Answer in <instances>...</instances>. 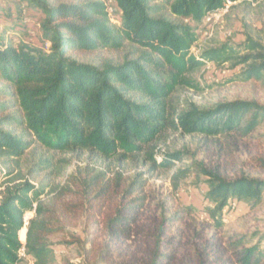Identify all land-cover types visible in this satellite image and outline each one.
Wrapping results in <instances>:
<instances>
[{
	"label": "trees",
	"instance_id": "1",
	"mask_svg": "<svg viewBox=\"0 0 264 264\" xmlns=\"http://www.w3.org/2000/svg\"><path fill=\"white\" fill-rule=\"evenodd\" d=\"M112 1L120 12L118 25L111 23L105 3L99 0H17L7 5L8 16L14 11L20 18L25 9L38 12L41 39L49 47L44 51L22 42L14 45L0 34V82L9 87L0 92L15 99L20 112L18 125L26 132L18 136L7 131L16 118L0 117V160L20 159L33 144L23 139L27 135L53 153L84 152L118 164L143 156L144 163L157 171L173 168L175 162L183 160L182 154L175 152L160 155L158 161L153 144L167 128L179 129L183 135L213 138L233 132L247 135L264 121V107L247 101L218 104L205 111L190 107L175 117H169L166 109L167 99L182 76L206 62L243 66L240 75L245 82L260 79L264 74L262 45L247 38L240 47L224 44L195 57L191 49L198 39L193 29L154 17L153 0ZM239 1L173 0L169 9L177 18L199 23L227 3ZM126 43L149 54L100 67L74 58L103 50L119 51ZM8 108V104L0 103L1 114ZM194 168L206 178L207 215L216 227H220L221 213L229 201L256 206L264 195V180L243 176L228 179L200 165ZM138 178L141 176L127 186L121 175L111 180L96 174L83 182L87 195L84 212L92 218V224L99 223L104 230V234L92 233L100 243H93L88 252H94L97 260L111 257L114 249H119L115 243L132 241L141 233L136 226L146 198L136 194L146 182ZM43 194L41 186L27 181L4 188L0 195V264H27L26 260L55 264L56 248L81 244L74 237L65 243L50 241L63 230V214L60 216L57 207L44 206L40 200ZM28 213L33 217L25 226ZM165 221L154 234H147L154 240V247L146 251L145 264H170L174 259L172 254L160 253ZM24 227L27 232L22 244L20 231ZM22 250L25 258L21 257ZM225 250L233 264H264L258 245L245 247L238 241Z\"/></svg>",
	"mask_w": 264,
	"mask_h": 264
},
{
	"label": "rangeland",
	"instance_id": "2",
	"mask_svg": "<svg viewBox=\"0 0 264 264\" xmlns=\"http://www.w3.org/2000/svg\"><path fill=\"white\" fill-rule=\"evenodd\" d=\"M16 1L0 0V34L14 45L22 42L48 51L49 46L41 39L38 12L25 9L20 18L14 11L9 16L6 14L7 5ZM46 1L54 3L58 0ZM99 1L105 3L111 23L118 25L120 12L116 4L112 0ZM171 1L153 0L152 12L154 17L193 29L198 39L191 49L193 56L198 57L203 50L224 44L240 47L247 38L264 48V0L227 3L199 23L172 15ZM148 54V51L126 43L119 51L103 50L74 58L100 67L104 63L120 65L124 60H135ZM243 69V66H219L206 62L200 69L184 74L167 99L169 117L171 114L175 117L190 107L205 111L233 101L254 102L264 107V74L258 80L245 82L240 75ZM7 87L0 82L1 91ZM0 103L9 105L0 117L16 118L6 127L7 131L18 136L26 134L18 125L20 112L15 99L0 92ZM23 139L33 144L20 159L12 162L0 160V195L6 186L22 181L44 189L40 198L42 204L57 207L60 216L63 214L60 222L63 230L50 241L65 243L72 241V237L81 241L80 245L56 248L55 264H145L148 259L146 251L154 247V240L147 234H154L163 220H166L165 234L161 237L160 253L174 256L170 264H233L231 254L225 248L238 241H242L245 247L258 245L264 255V195L256 206L229 201L221 213V225L216 227L207 215L210 205L206 199V178L194 168L200 165L202 169L217 172L228 179L243 176L264 180V121L247 135L233 132L213 138L183 135L179 129L167 128L153 144L157 159L161 162L160 155L178 152L183 160L175 162L173 168L157 171H153L149 163H144L143 156L127 158L118 164L84 152L53 153L27 135ZM178 170L183 174H178ZM96 174H104L111 180L121 175L124 186L135 181L137 176H141L138 180L146 182L136 194L146 198L136 226L141 233L132 241L115 243L119 249H114L113 255L104 261L97 260L94 252H88L93 243H100L95 242L98 238L92 233L104 234V230L99 223L92 224V218L82 207L87 199L83 182ZM32 217L33 213H28L25 218ZM25 238L20 240L22 244H25ZM26 263L32 264L30 260ZM162 263L168 264L166 261Z\"/></svg>",
	"mask_w": 264,
	"mask_h": 264
},
{
	"label": "bare ground",
	"instance_id": "3",
	"mask_svg": "<svg viewBox=\"0 0 264 264\" xmlns=\"http://www.w3.org/2000/svg\"><path fill=\"white\" fill-rule=\"evenodd\" d=\"M26 228L24 227L23 229H22V231H20V240H24V238H25V230Z\"/></svg>",
	"mask_w": 264,
	"mask_h": 264
},
{
	"label": "built area",
	"instance_id": "4",
	"mask_svg": "<svg viewBox=\"0 0 264 264\" xmlns=\"http://www.w3.org/2000/svg\"><path fill=\"white\" fill-rule=\"evenodd\" d=\"M228 4H229V3H228ZM216 13H217V12H216ZM214 14H215V13H214ZM212 15H213V14H212ZM209 16H211V15H209ZM207 17H208V16H207ZM27 221H28V219L25 218V226H27ZM21 257L25 258L24 250H22Z\"/></svg>",
	"mask_w": 264,
	"mask_h": 264
}]
</instances>
